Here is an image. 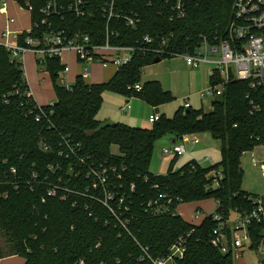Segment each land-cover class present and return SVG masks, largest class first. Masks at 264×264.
Masks as SVG:
<instances>
[{"label": "trees", "instance_id": "1", "mask_svg": "<svg viewBox=\"0 0 264 264\" xmlns=\"http://www.w3.org/2000/svg\"><path fill=\"white\" fill-rule=\"evenodd\" d=\"M85 1L90 4L86 9L92 13L83 17L66 14L62 21L53 19V27L70 35L89 34L92 44L102 45L105 21L98 12L102 1ZM16 2L24 10L30 4L34 9L31 22H39L37 10L43 3ZM163 3L117 0V11L139 15L140 30L135 33L124 23L113 21L109 27L114 34L110 44L132 46L143 36L163 32L173 34L167 50L181 55L192 54L201 37L210 42L215 37H226L233 0H188L183 20H170L171 10ZM42 31L43 27L32 30L31 36L36 38ZM24 36L25 33L19 38V44ZM157 58L170 57L137 54L107 83L87 84L77 77L69 89L60 83L65 67L61 59L37 62L48 73L56 99L53 107L43 108L47 113L51 109L52 114L36 122L33 115L27 114V106H21L26 104L28 91L21 64L0 48V260L18 256L24 264H153L152 260L168 254L180 235L188 234L184 257L175 264H233L230 253L221 254L210 246L216 226L212 217L193 225L175 210L180 203L214 199L224 220L235 209L240 213L250 211L252 205L247 198L251 195L241 189L238 161L245 152L264 146V93L250 90L248 82L230 79L206 114L180 107L171 118L160 115L150 129L98 121L96 115L105 91L138 96L152 108L174 99L159 82L141 81L142 69ZM219 76L217 71L212 72L209 85L217 84ZM136 84L142 86L139 92L127 91ZM201 132H209L220 141L217 164L204 167L192 160L176 168L177 158H173L164 175L150 172L155 140L167 135L181 140ZM62 140L79 144L78 156L87 163L106 162V167L116 168V192L125 196L119 209L125 228L107 208L88 197L103 195L101 190H86L91 182L86 178V167L76 165ZM41 142L48 151L39 147ZM112 146L117 147V155L110 153ZM60 150H64L63 155H59ZM50 166L57 167L54 173L48 170ZM45 177L52 182L61 179L55 196L47 195ZM155 201L165 213L154 214ZM261 231H250L253 250L261 244Z\"/></svg>", "mask_w": 264, "mask_h": 264}, {"label": "built area", "instance_id": "2", "mask_svg": "<svg viewBox=\"0 0 264 264\" xmlns=\"http://www.w3.org/2000/svg\"><path fill=\"white\" fill-rule=\"evenodd\" d=\"M35 1L43 3L37 10L39 22H31L30 19V29L27 32H23L25 36L22 44H19V38L23 33L13 32L9 29V24L14 22L11 18L8 19L0 39V48L5 49L9 53L10 58L17 63L21 64V59L26 53H32L36 58V63H41L45 58H59L62 60L65 54H70L74 56L76 63L80 66V77L84 80V78L88 77L89 67L93 64H98L103 69L112 67L115 73H119L122 67L129 65L137 54H151L157 57L167 56L170 58L182 56L188 67L196 69L200 65H213L212 72L217 71L220 75V81L217 84L209 85L204 92L199 94L200 99H216L220 97L230 79L248 82L250 90H262L264 93V0H233L231 19L226 30V37L224 39L215 37L212 42L201 37V43H199L192 54L185 53L181 55L167 50L173 39V34H164L163 32L156 33L152 37L143 36L140 41L132 46L111 45L110 38L114 34L110 32L109 27L113 21L120 24L124 23L127 29L135 33L139 32L141 23L138 14L125 15L117 11V0H101L102 5L98 7V12L105 21V41L102 45L92 44L89 34L76 32L70 35L64 30L56 31L53 27L52 20L59 19L62 21L66 14L83 17L88 12L92 13L86 9L90 4L85 0H70V2L64 4L60 0ZM163 1V4L171 10L172 16L170 20H183L186 17L188 0ZM26 5V11L31 15L34 9L30 4L27 3ZM93 5L99 4L94 2ZM148 6L150 7V4ZM0 14H7V3L4 0H0ZM40 27H43L44 31L40 32L36 38H33L31 36L32 30ZM9 39H12L13 44L8 42ZM62 73L63 77L60 83L69 89L71 84L64 80V76L68 73V65L65 64ZM141 87V84H136L133 87H127V91L134 90L139 92ZM25 98L26 104H21V106H27V114L33 115L36 122H40L52 114L51 109L47 113L43 109L44 107L38 105L32 99L29 91H26ZM53 105L54 103L52 102L47 107L51 108ZM183 108H190L187 101L184 102ZM128 109L129 105H125L121 108V112L124 113ZM254 110L256 112L259 111V109ZM158 120L159 114L155 113L149 117L148 122L153 124ZM189 139L192 144L198 143L197 139L192 136H184L181 140L187 142ZM62 142L68 151L67 153L75 157L76 165L86 167V178L91 181L90 186L86 190L90 189L95 192L101 190L103 195L102 197H88L107 208L122 227L125 228L126 223L121 220L122 216L119 212L125 201V196L116 192V179H119L116 176V168L112 166L106 167V162L97 163L92 161L87 163L84 158L78 156L79 144H71L66 140H62ZM39 147L44 151H48V146L43 142L39 143ZM63 152L64 150H60L59 155H63ZM185 153L182 144H174L171 148L162 151L163 156L170 155L174 158H181ZM67 156L68 154H66ZM251 163L254 167L259 166L264 183V161L258 163L252 155ZM56 169L57 167H48V170L52 173ZM11 172L15 173V169H11ZM60 181L61 179L59 178L55 182L50 181L47 177L43 179V182L47 185L48 196L56 195ZM130 190H133L132 186ZM247 200L252 205L250 211L240 213V211H237L238 209H235L232 212L234 217L231 220L230 217L224 220L219 213H213L212 215L216 226L212 230L210 246L221 254L230 253L232 258L234 255L236 259H240V254L246 246L253 250L250 231L255 228L262 230L261 244L255 251L262 253L264 257V196H250ZM152 206L155 208L154 214H162L166 211L161 209L156 201ZM195 218L197 219V216ZM188 236V234L180 235L170 246L168 254L163 258L152 260V263L175 264V261L182 260L186 251ZM142 250L147 253L148 249L144 248Z\"/></svg>", "mask_w": 264, "mask_h": 264}, {"label": "rangeland", "instance_id": "3", "mask_svg": "<svg viewBox=\"0 0 264 264\" xmlns=\"http://www.w3.org/2000/svg\"><path fill=\"white\" fill-rule=\"evenodd\" d=\"M4 1H6L7 5H10V18L16 22L13 26L10 24L9 29L18 32H26L30 29L29 13L20 6H13L16 3L14 0ZM1 23L2 20L0 21ZM10 44H13V41ZM32 55V53L25 54L24 69L26 79L37 103L42 107H46L55 102V92L52 83L48 81L46 72L35 63L33 59L35 56L33 55V57ZM76 68H80V66H76ZM213 68V65H200L198 68L193 69L185 64L182 56L167 58L144 67L142 69L141 81L144 83L157 81L163 90L170 92L173 96L174 99L171 102L157 108L156 112L160 115L171 118L178 108L184 106L185 101L189 103L193 110H202L206 114L211 111V102L214 99H200L199 94L209 87V76ZM73 70L76 71L75 69ZM108 73V70L100 71L98 72V77H95L96 79L90 77L84 78V81L87 84L107 83L110 80ZM60 75L62 78L63 73ZM102 99V106L96 115L98 121L109 120L114 124H122L131 128L150 129L152 127V124L148 122V116L149 114H153L155 109L145 103L140 97L105 91L103 92ZM127 102L130 109L123 113L121 112V107L125 106ZM168 137L159 138L153 144L149 170L154 175H164L168 165L173 160V157L170 155H162L164 148L171 147ZM192 137L197 138L199 144L183 143L182 140H178L177 144H183L186 153L183 157L177 158L176 166H182L184 163L194 160L201 166L209 167L220 161V141L213 139L209 132H201L192 135ZM110 153L117 155V147L112 146ZM252 155L258 163L264 161V146L255 147L252 151L245 152L240 156L238 168L242 172L241 189L252 197H262L264 196V183L259 166L254 167L251 163ZM218 207L219 203L216 200L204 199L202 201L180 203L175 211L184 220L198 224L207 216L212 215ZM198 210L200 212L199 219L196 220L195 216ZM233 217L234 214L231 213L230 220ZM263 258L262 253L249 249L246 246L240 254V259H236L234 255L232 259L233 264H262Z\"/></svg>", "mask_w": 264, "mask_h": 264}, {"label": "crops", "instance_id": "4", "mask_svg": "<svg viewBox=\"0 0 264 264\" xmlns=\"http://www.w3.org/2000/svg\"><path fill=\"white\" fill-rule=\"evenodd\" d=\"M15 2H16V0H14ZM17 3V2H16ZM16 3H14L13 4V6H19V5H17ZM16 4V5H15ZM10 5H7V14H5V15H2V14H0V21L2 20V23L0 24V39H1V36H2V33H3V29L5 28V26L7 25V22H8V19L10 18ZM29 19H30V15H29ZM14 24H16V22L14 21L13 23H12V25L11 26H13ZM31 24V23H30ZM10 25V24H9ZM10 26V27H11ZM12 28V27H11ZM29 30V29H28ZM27 30V31H28ZM11 31V30H10ZM26 31V32H27ZM13 32H18V31H13ZM18 33H23V32H18ZM12 41V39H9V43ZM31 55V54H30ZM70 54H65L64 56H63V58H62V63L65 65H68V73L64 76V80H67L70 84H73L74 82H75V79L77 78V77H80V68H76V66H78L79 67V65L76 63V61H75V59H74V57L72 56V55H70ZM33 56V55H32ZM34 57V56H33ZM32 57V58H33ZM34 59V61H35V63H36V58L34 57L33 58ZM65 60V61H64ZM66 62V63H65ZM21 64H22V70H23V72H24V76H25V79H26V73H25V55H24V57L21 59ZM37 64V63H36ZM76 65V66H75ZM101 68V69H100ZM73 69H75L76 71H74ZM104 70H108V74H109V76H110V79L115 75V71H114V69L112 68V67H108V68H105V69H103L101 66H99L98 64H93V65H91L90 67H89V75H88V77L87 78H93V79H96L97 77H98V72H100V71H104ZM47 74V76H48V81L50 82V78H49V75H48V73H46ZM96 77V78H95ZM73 82H72V81ZM26 83H27V86H28V91H29V93L31 94V97H32V99L37 103V100L35 99V97H34V95H33V92H32V90H31V88H30V86H29V83H28V81H27V79H26ZM51 83V82H50ZM93 84H97V83H93ZM38 104V103H37ZM39 105V104H38ZM126 105H129V103L127 102V104ZM124 107V106H123ZM191 107V106H190ZM122 108V107H121ZM129 109H130V106H129ZM155 109V112L153 113V114H149V116H148V119H149V117L150 116H152V115H154L155 113H157V114H159L158 112H156L157 111V108H154ZM127 111V110H126ZM125 111V112H126ZM124 112V113H125ZM159 116H160V114H159ZM100 121V120H99ZM101 122V121H100ZM102 122H111V121H109V120H106V121H102ZM111 123H113V122H111ZM167 136H169L168 137V141L171 143V146L172 145H174V144H177L178 143V140H175L174 139V137L173 136H170V135H167ZM197 139V138H196ZM197 141H198V143L197 144H199V140L197 139ZM183 142V141H182ZM187 142H190L191 143V140L189 139V141H187ZM187 142H183V143H187ZM183 145V144H182ZM171 148V147H170ZM164 149H168V148H164ZM163 149V150H164ZM184 149H185V147H184ZM162 150V151H163ZM185 152H186V150H185ZM174 158V157H173ZM189 162V161H188ZM187 163V162H186ZM177 165V164H176ZM175 165V167L176 168H178V167H180V166H176ZM200 165V164H199ZM169 166V165H168ZM167 169H168V167H167ZM167 171V170H166ZM199 210L197 211V214H198V216H197V219H199ZM215 213V212H214ZM196 219V218H195ZM196 219V220H197ZM186 221V220H185ZM186 222H188V221H186ZM202 222V221H201ZM200 222V223H201ZM188 223H190V222H188ZM200 223H198V224H195V223H191V224H193V225H199ZM0 264H24V260L21 258V257H18V256H13V257H9V258H5V259H1L0 260Z\"/></svg>", "mask_w": 264, "mask_h": 264}, {"label": "water", "instance_id": "5", "mask_svg": "<svg viewBox=\"0 0 264 264\" xmlns=\"http://www.w3.org/2000/svg\"><path fill=\"white\" fill-rule=\"evenodd\" d=\"M159 61H160V59L157 58V59H155V60L152 62V64L158 63ZM110 123H111V122H110ZM113 124H114V123H113ZM220 210H221L220 207L217 208L216 211H215V213H218ZM211 217H212V215H209V216H208V218H211Z\"/></svg>", "mask_w": 264, "mask_h": 264}]
</instances>
